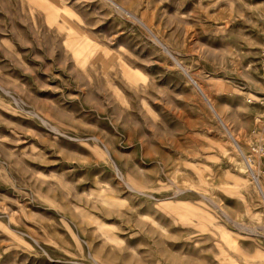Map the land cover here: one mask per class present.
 Masks as SVG:
<instances>
[{
  "label": "rangeland",
  "instance_id": "1",
  "mask_svg": "<svg viewBox=\"0 0 264 264\" xmlns=\"http://www.w3.org/2000/svg\"><path fill=\"white\" fill-rule=\"evenodd\" d=\"M263 48L264 0H0V264H264Z\"/></svg>",
  "mask_w": 264,
  "mask_h": 264
},
{
  "label": "built area",
  "instance_id": "2",
  "mask_svg": "<svg viewBox=\"0 0 264 264\" xmlns=\"http://www.w3.org/2000/svg\"><path fill=\"white\" fill-rule=\"evenodd\" d=\"M261 77L264 80V48H263V60L261 64ZM257 124H258V128L255 133L258 134V138L252 148V151L256 156L263 157L264 156V114L258 117Z\"/></svg>",
  "mask_w": 264,
  "mask_h": 264
},
{
  "label": "bare ground",
  "instance_id": "3",
  "mask_svg": "<svg viewBox=\"0 0 264 264\" xmlns=\"http://www.w3.org/2000/svg\"><path fill=\"white\" fill-rule=\"evenodd\" d=\"M196 83V82H195Z\"/></svg>",
  "mask_w": 264,
  "mask_h": 264
},
{
  "label": "water",
  "instance_id": "4",
  "mask_svg": "<svg viewBox=\"0 0 264 264\" xmlns=\"http://www.w3.org/2000/svg\"><path fill=\"white\" fill-rule=\"evenodd\" d=\"M194 82V81H193Z\"/></svg>",
  "mask_w": 264,
  "mask_h": 264
}]
</instances>
